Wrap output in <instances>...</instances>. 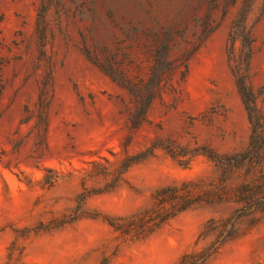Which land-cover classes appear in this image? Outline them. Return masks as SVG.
<instances>
[{
	"label": "rangeland",
	"instance_id": "obj_1",
	"mask_svg": "<svg viewBox=\"0 0 264 264\" xmlns=\"http://www.w3.org/2000/svg\"><path fill=\"white\" fill-rule=\"evenodd\" d=\"M243 83L264 118V0H0V264H180L229 220L202 264H264V212L238 195L144 239L108 223L248 146Z\"/></svg>",
	"mask_w": 264,
	"mask_h": 264
},
{
	"label": "trees",
	"instance_id": "obj_2",
	"mask_svg": "<svg viewBox=\"0 0 264 264\" xmlns=\"http://www.w3.org/2000/svg\"><path fill=\"white\" fill-rule=\"evenodd\" d=\"M243 48L247 50V59H250L251 41H244ZM242 89L252 126L248 146L234 154L210 155L209 158L215 164L214 176L211 180L186 181L160 188L153 195L154 202L150 208L138 211L129 217L108 220L116 233L131 240L144 239L158 232L177 215L205 201L214 202L218 197L228 193L240 196V202L246 204L249 213L264 212V118L260 116L253 95L244 83ZM144 94H140L144 104L133 120L134 126L140 125L146 119L154 99L156 96H161L160 92ZM136 162L129 158L123 163L115 174L116 184L122 179L124 172ZM227 222L229 230L222 234V238L213 249L201 255H185L180 264H202L227 241L233 239L236 234V222L230 220Z\"/></svg>",
	"mask_w": 264,
	"mask_h": 264
}]
</instances>
